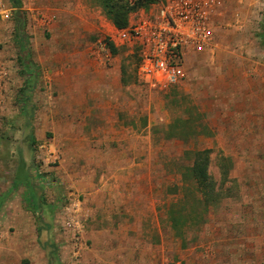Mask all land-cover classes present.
Listing matches in <instances>:
<instances>
[{
  "label": "rangeland",
  "instance_id": "rangeland-1",
  "mask_svg": "<svg viewBox=\"0 0 264 264\" xmlns=\"http://www.w3.org/2000/svg\"><path fill=\"white\" fill-rule=\"evenodd\" d=\"M19 2L22 39L18 8L0 0V17H10L0 24V238L32 244L21 264H264V71L248 67L264 58L263 0L250 53L228 0L217 45L187 55L185 78L165 90L142 83L137 57L101 35L121 82L111 148L95 151L79 148L71 128H54L62 108L72 109L48 71L70 62L62 50L46 52L57 39L46 17L61 15L59 0ZM83 2L106 17L100 0ZM90 131V141L104 136ZM198 151L208 156L204 184L193 171ZM103 173L121 190L84 201L76 182L85 189Z\"/></svg>",
  "mask_w": 264,
  "mask_h": 264
},
{
  "label": "crops",
  "instance_id": "crops-1",
  "mask_svg": "<svg viewBox=\"0 0 264 264\" xmlns=\"http://www.w3.org/2000/svg\"><path fill=\"white\" fill-rule=\"evenodd\" d=\"M257 1L259 0H235L233 10H237L235 14L237 17H234V20L231 19L233 23L235 22L233 27L240 30L238 33L239 37L244 39V34L248 35V38L251 36V40H249L251 44H247L249 53L253 49L256 38H258L257 28L254 27L258 19L256 17L257 6L260 4ZM83 3V0H77V2L75 0H59L58 5L60 6L61 15L59 17H46L47 20L53 22L49 27L57 37L55 45H50L48 47L49 51L46 50V52L49 54L50 52L57 53L62 50L70 58V62H54L56 65L52 69L54 70L53 72L50 67L48 69L50 74L53 75L52 79L57 85L59 96L62 97L60 100L63 103H72V109L62 108V113L58 116L59 120L55 121L56 127L54 128H60L65 132L71 128L68 133L77 136L79 148L87 147L94 151L104 150L111 148V139L113 140L111 135L109 138L107 137L108 139L106 135L116 133L117 127H112V125H118L117 119L113 121V118H117V115H114L115 111L110 110V102L113 97H116L117 92L115 90L118 83L121 82V73L115 64H112L113 57L108 54L110 52L106 47V43L101 41V35L109 42V39L111 40L110 36L112 37L111 34L115 32V24L106 15V17L97 15ZM72 4L75 7L71 8ZM225 4L226 8H229L228 0L225 1ZM15 12L16 9H13V14ZM9 18L1 17L0 24ZM12 18L16 24L15 17ZM225 20L226 22L228 21L227 19ZM115 48L125 49L128 53L131 50L126 45L116 46ZM101 51H104L103 56L100 54ZM253 59L248 65L251 72L254 74L257 71L259 73L262 69L264 71V58L259 60L254 56ZM137 84L141 86L139 80ZM262 87L264 91V84ZM86 125H90V128L85 129ZM93 127L102 130L104 135L102 139L96 141L97 138L94 137L90 141V139L85 137L86 131L88 130L87 133L89 134L91 132L90 129ZM97 132L99 131L97 130ZM33 134L39 138L42 135V131L39 130L38 132L35 130ZM118 144L120 145L121 143L118 142ZM103 160L105 165L111 163L107 159ZM114 164L121 166L120 160L114 162ZM112 177L117 178V176H108L103 173L98 179L91 180L89 183L90 187L88 186V188L84 189L81 183L76 182V188L85 195L84 201L89 200V194L91 195L92 193L98 194L109 190H121L119 185L110 183L109 179H112ZM92 181H96V183ZM13 208L16 223L20 206L16 205ZM5 229L6 225L0 228V237L5 236ZM30 246L32 247V244L21 236H13V238L8 237L6 239L0 238V264H21V258L33 256V250L30 249Z\"/></svg>",
  "mask_w": 264,
  "mask_h": 264
},
{
  "label": "built area",
  "instance_id": "built-area-1",
  "mask_svg": "<svg viewBox=\"0 0 264 264\" xmlns=\"http://www.w3.org/2000/svg\"><path fill=\"white\" fill-rule=\"evenodd\" d=\"M121 1L135 5L138 0ZM225 9V0H155L132 9L124 27L114 26L109 42L131 48L141 82L165 90L185 78L187 55L217 45Z\"/></svg>",
  "mask_w": 264,
  "mask_h": 264
},
{
  "label": "trees",
  "instance_id": "trees-1",
  "mask_svg": "<svg viewBox=\"0 0 264 264\" xmlns=\"http://www.w3.org/2000/svg\"><path fill=\"white\" fill-rule=\"evenodd\" d=\"M11 4L16 8V12L14 13L16 26L18 31V35L21 36L23 33L22 28L24 26V20L22 17V12L19 10L20 2L19 0H9ZM155 0H138L135 5H129L127 2L119 1V0H100L101 7L103 9L104 14L111 19V21L117 27H124L127 24L128 14L132 9L136 7L145 6L147 7L150 3L154 2ZM21 30V31H20ZM23 37L21 36V39ZM109 48L112 51L116 49L112 45V43H107ZM196 158L193 171L194 176L196 179L204 184L210 179L209 172H208V156L206 151H198L195 153Z\"/></svg>",
  "mask_w": 264,
  "mask_h": 264
}]
</instances>
